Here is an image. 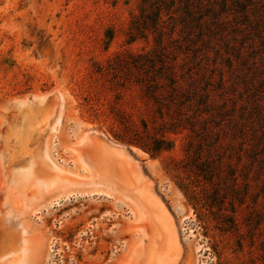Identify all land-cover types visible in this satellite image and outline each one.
I'll use <instances>...</instances> for the list:
<instances>
[{"label": "rangeland", "instance_id": "rangeland-1", "mask_svg": "<svg viewBox=\"0 0 264 264\" xmlns=\"http://www.w3.org/2000/svg\"><path fill=\"white\" fill-rule=\"evenodd\" d=\"M140 2L0 0V264L149 260L156 230L151 210L125 189L123 180L83 157L100 154L101 141L133 152L136 147L109 134L111 119L103 104L112 94L94 71L115 53L140 52L153 44L150 31L131 29ZM228 3L224 37L215 36L221 53L216 71H223L224 81L218 84L217 73L212 79L223 106L241 104L240 96L248 99L246 87L250 94L264 95V0ZM222 5L216 0L217 8ZM245 77L251 85L242 81ZM86 96L93 107L83 105ZM258 101L261 116L248 125H255L264 142V96ZM226 117L220 121L224 126ZM45 122L39 156L29 138ZM169 138L173 147L163 156L153 158L136 147L145 155H131L130 163L142 173L140 186L168 216L172 264H264V192L255 212L238 210L240 233L221 229L212 215L199 221L162 168L168 154L180 155V136ZM244 142L254 143V136ZM143 157L155 160L159 172L143 168ZM259 181L252 180L253 192ZM248 217L258 229L251 224L246 231L245 223H252Z\"/></svg>", "mask_w": 264, "mask_h": 264}, {"label": "trees", "instance_id": "trees-1", "mask_svg": "<svg viewBox=\"0 0 264 264\" xmlns=\"http://www.w3.org/2000/svg\"><path fill=\"white\" fill-rule=\"evenodd\" d=\"M228 5V0L221 8L216 0H141L131 29L150 31L153 44L140 52L115 53L94 72L112 94L103 104L111 119L109 134L153 158L172 149L169 135H179L180 155L170 153L161 160L163 170L199 221L212 215L221 229L240 233L238 210L255 212L264 192V180L259 181L264 173L263 137L255 125H248L253 116H261L258 100L264 95L255 96L259 90L250 94L246 87L248 99L239 95L241 104L223 106L214 93V75H219L218 84L224 81L223 71H216L221 53L215 36L224 37ZM226 62L233 64L230 57ZM242 81L251 85L248 77ZM91 99L84 97L83 105L93 107ZM225 116L226 126L220 122ZM250 135L254 143L247 144ZM253 179L259 181L255 192ZM245 220L252 222L245 223L246 231L251 224L258 229L255 219Z\"/></svg>", "mask_w": 264, "mask_h": 264}, {"label": "bare ground", "instance_id": "bare-ground-1", "mask_svg": "<svg viewBox=\"0 0 264 264\" xmlns=\"http://www.w3.org/2000/svg\"><path fill=\"white\" fill-rule=\"evenodd\" d=\"M48 123L45 122L40 126L33 129L30 134V141L36 143V151L40 156V145L42 143V138L46 132ZM104 140V139H101ZM137 156L145 155V153L136 147H132ZM101 153L94 155V157H88L83 155L86 162L90 163L92 166H96L95 163H99L105 171L110 170V174L115 179L125 180V189H128L131 194H133L137 199L141 200L147 207L151 210L155 225V235L153 238V247L149 260L145 264H172L174 252L172 250V232L170 231L168 216L161 205L160 202L155 200L151 194L147 193L146 190L140 186V177L142 175L140 169L134 167L130 160L132 156L127 152V150L119 145H115L110 141L100 142ZM94 159V160H91ZM144 158V157H143ZM95 161V163H94ZM108 165H111L108 167ZM146 165L149 170H154L156 168L155 160L146 158ZM119 166V167H118ZM157 173L159 170H157ZM160 174V173H159ZM161 175V174H160ZM129 176V179H126ZM127 190V191H128ZM175 251V250H174Z\"/></svg>", "mask_w": 264, "mask_h": 264}, {"label": "water", "instance_id": "water-1", "mask_svg": "<svg viewBox=\"0 0 264 264\" xmlns=\"http://www.w3.org/2000/svg\"><path fill=\"white\" fill-rule=\"evenodd\" d=\"M127 152L130 154V155H136L133 151H131L130 149H127ZM142 167L145 168L147 167L146 165V158H142Z\"/></svg>", "mask_w": 264, "mask_h": 264}]
</instances>
